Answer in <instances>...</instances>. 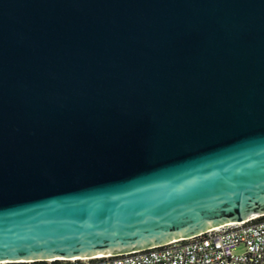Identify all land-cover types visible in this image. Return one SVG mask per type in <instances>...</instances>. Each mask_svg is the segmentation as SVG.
<instances>
[{
	"label": "water",
	"instance_id": "95a60500",
	"mask_svg": "<svg viewBox=\"0 0 264 264\" xmlns=\"http://www.w3.org/2000/svg\"><path fill=\"white\" fill-rule=\"evenodd\" d=\"M263 215L264 0H0V262Z\"/></svg>",
	"mask_w": 264,
	"mask_h": 264
},
{
	"label": "built area",
	"instance_id": "2783aa9c",
	"mask_svg": "<svg viewBox=\"0 0 264 264\" xmlns=\"http://www.w3.org/2000/svg\"><path fill=\"white\" fill-rule=\"evenodd\" d=\"M56 263L53 260L0 262ZM58 264H264V215L156 248L118 256L58 260Z\"/></svg>",
	"mask_w": 264,
	"mask_h": 264
},
{
	"label": "trees",
	"instance_id": "16d2710c",
	"mask_svg": "<svg viewBox=\"0 0 264 264\" xmlns=\"http://www.w3.org/2000/svg\"><path fill=\"white\" fill-rule=\"evenodd\" d=\"M56 264H58V261H57V263Z\"/></svg>",
	"mask_w": 264,
	"mask_h": 264
}]
</instances>
